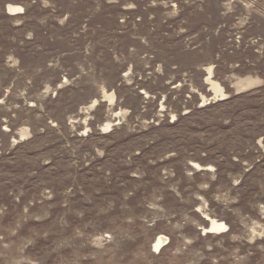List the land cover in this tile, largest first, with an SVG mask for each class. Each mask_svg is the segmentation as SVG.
<instances>
[{
    "label": "rangeland",
    "instance_id": "rangeland-1",
    "mask_svg": "<svg viewBox=\"0 0 264 264\" xmlns=\"http://www.w3.org/2000/svg\"><path fill=\"white\" fill-rule=\"evenodd\" d=\"M0 264H264V0H0Z\"/></svg>",
    "mask_w": 264,
    "mask_h": 264
},
{
    "label": "bare ground",
    "instance_id": "bare-ground-1",
    "mask_svg": "<svg viewBox=\"0 0 264 264\" xmlns=\"http://www.w3.org/2000/svg\"><path fill=\"white\" fill-rule=\"evenodd\" d=\"M7 11L8 13H11L12 15H18V14H21V9L20 8H12V7H8L7 8ZM211 71H207V78H206V81L208 82V84L210 85V89L214 91V93H218L216 91V86L210 81V76H211ZM108 126V125H106ZM105 126V127H106ZM107 128V127H106ZM207 220V229H205L203 231L204 234H216V233H223L225 230H226V226L221 223V222H217L213 219H206ZM166 242V238L163 237V236H158V238L155 239L153 245H152V248L153 250L157 251L159 250L163 245L164 243Z\"/></svg>",
    "mask_w": 264,
    "mask_h": 264
}]
</instances>
